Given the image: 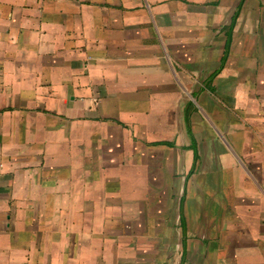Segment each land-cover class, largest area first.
Wrapping results in <instances>:
<instances>
[{"label":"crops","instance_id":"1","mask_svg":"<svg viewBox=\"0 0 264 264\" xmlns=\"http://www.w3.org/2000/svg\"><path fill=\"white\" fill-rule=\"evenodd\" d=\"M0 264H264V0H0Z\"/></svg>","mask_w":264,"mask_h":264}]
</instances>
